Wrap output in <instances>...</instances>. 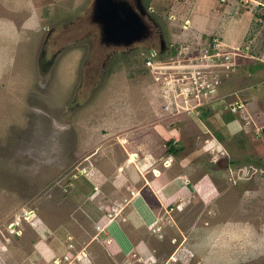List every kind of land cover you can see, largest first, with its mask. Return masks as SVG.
<instances>
[{
    "label": "rangeland",
    "instance_id": "rangeland-1",
    "mask_svg": "<svg viewBox=\"0 0 264 264\" xmlns=\"http://www.w3.org/2000/svg\"><path fill=\"white\" fill-rule=\"evenodd\" d=\"M125 1L137 5L145 24L138 41L104 42L92 17L93 0H82L77 15L50 4L49 13L67 19L49 27L31 56L36 63L0 74V264H264V1L235 0L238 5L224 12L233 33L229 40L218 38L238 48L235 71L222 77L215 94H197L185 100L189 110L171 112L163 110L164 99L144 67L147 51L159 53L162 62L183 64L214 34L194 39L183 34L187 25L170 32L167 0H154L152 9L151 0ZM28 34L30 43H19L26 58L37 37ZM17 62L24 66L25 58ZM233 105L235 112L245 108L253 115L248 132L215 144L210 133L222 138L225 112ZM239 121L241 130L245 123ZM146 132L157 137L155 155H171L153 175L169 177L173 165V173L181 174L189 161L183 186H191L170 188L176 199L165 203L166 212L160 206L157 224L122 225L143 234L144 246H109V227L118 229L124 219L105 225L116 209L110 204L97 226L74 187L86 188L79 179L85 169L112 180L118 167L131 178L126 162L134 166L136 143ZM168 146L175 151H166ZM151 231L154 239L147 241Z\"/></svg>",
    "mask_w": 264,
    "mask_h": 264
},
{
    "label": "crops",
    "instance_id": "crops-1",
    "mask_svg": "<svg viewBox=\"0 0 264 264\" xmlns=\"http://www.w3.org/2000/svg\"><path fill=\"white\" fill-rule=\"evenodd\" d=\"M81 1L82 0H0V74H13V67H19L16 73H19L24 67L32 68L35 58L32 61L31 56L34 55L38 44L48 37L49 27L60 25L64 19H67L64 18V14L63 16H58L54 11L49 13L46 10L47 6L50 4H57L59 7L69 8L70 11L68 12L72 14L73 9H75L77 15L79 12L77 8L82 4ZM221 1L182 0V2H179L176 0H167L166 2L168 5H163H166L167 7H165V9L169 11L168 19L165 20L168 30L172 32L175 29H179V27V30H181L183 25H187L186 28H183L185 26L182 27L185 29L182 30L183 34H188V32H190L194 39H197L198 35L201 34L202 36L205 34H214V36L217 37L224 34L229 37L227 38L229 40L233 33L232 21L229 20L230 16L226 15L224 12L231 10L233 3L236 2L232 0L227 4L223 3L224 0ZM153 3L154 0L149 1L151 9L155 6ZM71 16L76 17L74 15ZM29 31L34 33L37 37L33 41L34 46L32 50L30 51L31 47L29 50L27 49L28 55L26 58L22 55V48L19 49V43H30L29 34L28 36L25 35ZM180 34L182 33L180 32ZM176 37H178V35H176ZM17 57L19 59L22 57L25 58L24 66L23 63L17 62ZM233 94L235 97L238 96V94ZM233 102V104L236 105L239 100L237 102L234 100ZM243 110L235 112V107L233 106L231 112H225L227 115L229 114V117L227 120L225 118V125L222 123V133L221 130L219 131L222 134V138L218 139L215 133H210L215 144L217 142L222 144L225 139H231L233 136L237 138L239 135H244L248 132L246 128H249V123L253 121V115L249 116V112ZM221 113L223 112L221 111ZM240 118L242 122L245 123L241 130L238 127ZM201 123L204 125L203 121H201ZM210 128L212 127H209V129ZM153 135L155 134L152 132L143 133L142 141L139 144L136 143L137 158L133 164L134 166L124 161L127 167L130 166L129 171L131 173V178H125L122 174L123 168L119 169L118 167H116V177L112 180L103 177L97 170L87 172L85 169L79 179L80 181H85L86 188L80 190L79 185L74 187L76 197L82 205L85 214L94 218L97 226L104 224L105 218H107L105 209L107 210L110 204H114L116 209L113 208V213H111L110 218L106 220L105 225L110 226V223L116 220L117 216L119 219H124L125 223H119L118 229L115 230L114 228L110 230L113 226L111 225L109 227V231L111 232V236L108 237L110 242L109 246H120L119 248H123V246H144L141 240L143 239V234L141 235L136 229L129 231L124 226H126L127 223L134 224V228L157 224L160 206H163V210L166 212L165 203L176 199L173 189L170 188L178 187L181 184V187H183L181 191H184V187L191 186L190 182L187 183V186H183L185 185L184 183H186L185 177L191 174V169L189 168L190 162L188 160H186L188 161L187 163L183 164L182 175L180 172L173 173L174 165L170 173L172 175L169 176L168 173L170 178L165 175L164 178L162 172L161 174L158 172V176L153 175L152 170L154 171V168H157L160 162L167 161L169 164L168 159H171L170 154L165 157H158V155L153 153L152 150H154V148L151 144L153 140L157 138ZM147 140L149 143L146 142ZM125 148L128 152V147L125 146ZM139 150L141 152H139ZM124 158H126V156ZM179 165L181 166V163H179ZM169 169L171 168L168 167L167 170L169 171ZM147 173H151L152 176ZM177 176H180V178H176ZM200 185L201 183L199 186ZM123 199L126 200V204L130 210L127 209L124 211ZM119 209H122L124 214L114 213L118 212ZM110 219L112 220L111 222H109ZM154 234V231L146 233V237H148L147 241L152 238Z\"/></svg>",
    "mask_w": 264,
    "mask_h": 264
},
{
    "label": "built area",
    "instance_id": "built-area-1",
    "mask_svg": "<svg viewBox=\"0 0 264 264\" xmlns=\"http://www.w3.org/2000/svg\"><path fill=\"white\" fill-rule=\"evenodd\" d=\"M206 40V44L195 50L197 54L190 52L189 56L194 54L195 56L183 64L178 61L162 62L159 53L152 51L153 49L147 51L143 64L149 71V79L157 84V93L164 99L163 110L168 112H171L170 109L189 110L191 106L188 101L192 97L207 92L215 94L222 83V77H226L228 72L231 74L235 71L238 65L236 63L239 56L238 48H229L214 35ZM179 95L183 99L182 104L176 102ZM187 99L188 101H185Z\"/></svg>",
    "mask_w": 264,
    "mask_h": 264
},
{
    "label": "water",
    "instance_id": "water-1",
    "mask_svg": "<svg viewBox=\"0 0 264 264\" xmlns=\"http://www.w3.org/2000/svg\"><path fill=\"white\" fill-rule=\"evenodd\" d=\"M136 7L125 0H93L92 17L104 42L128 46L144 36L145 24Z\"/></svg>",
    "mask_w": 264,
    "mask_h": 264
},
{
    "label": "trees",
    "instance_id": "trees-1",
    "mask_svg": "<svg viewBox=\"0 0 264 264\" xmlns=\"http://www.w3.org/2000/svg\"><path fill=\"white\" fill-rule=\"evenodd\" d=\"M168 145H169V143H168ZM166 151H168L169 153H173L174 151H175V148H172V147H170V146H168L167 148H166ZM233 162V161H232ZM234 164V163H233ZM246 164H248V163H246ZM250 164V163H249Z\"/></svg>",
    "mask_w": 264,
    "mask_h": 264
}]
</instances>
